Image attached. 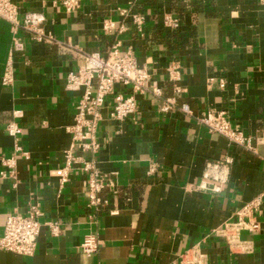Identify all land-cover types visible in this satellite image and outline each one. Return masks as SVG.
<instances>
[{"label": "crops", "instance_id": "1", "mask_svg": "<svg viewBox=\"0 0 264 264\" xmlns=\"http://www.w3.org/2000/svg\"><path fill=\"white\" fill-rule=\"evenodd\" d=\"M12 1L20 20L42 13L51 39L38 43L20 30L24 49L14 58L16 80L5 87L13 30L0 22V238L8 216L26 215L35 203L42 211L33 256L0 250V264H182L197 245L208 264H264V198L257 213L261 231L240 236L253 244V253H231L223 231L244 205L264 196V143L258 141L264 133V0H83L71 14L53 0ZM120 9L142 14V31ZM168 14L180 20L181 36L164 28ZM107 20L116 25L111 33L103 29ZM118 42L134 51L162 96L135 95L138 111L122 123L110 120L109 112L115 95H132L131 88L117 87L107 98L97 133L100 151L75 152L94 161L110 184L100 194L107 205L94 208L88 174L79 166L62 181L69 128L85 92L68 88L67 77L83 65L82 54L107 56ZM174 64L178 83L168 77ZM176 86L183 92L176 93ZM167 99L177 107L163 113ZM183 104L194 117L182 113ZM209 111L227 112L233 129L251 138L252 149L211 134L197 121ZM12 122L22 129L18 144L27 157L16 153L17 141L6 131ZM12 158L13 170L1 164ZM226 158L234 164L223 192L198 190L207 162ZM3 171L15 177L2 178ZM50 223H58L59 236ZM91 235L99 249L87 256L81 246Z\"/></svg>", "mask_w": 264, "mask_h": 264}, {"label": "built area", "instance_id": "2", "mask_svg": "<svg viewBox=\"0 0 264 264\" xmlns=\"http://www.w3.org/2000/svg\"><path fill=\"white\" fill-rule=\"evenodd\" d=\"M83 0H53V5L71 14L78 10ZM121 16L130 18L139 31H142L145 18L142 14H132L128 9L119 10ZM4 21L12 26L13 39L9 56L5 64L2 77V84L5 87L14 85L16 76L14 68L15 55L24 49V43L19 35L23 30L33 36V39L41 43L48 36L44 32L46 18L42 13H26L22 20L19 19V9L12 0H0V22ZM164 28L173 31L180 28V20L168 14L164 19ZM103 29L111 33L116 29L114 22L107 20L104 22ZM51 39V38H48ZM121 43H117L107 56L100 54H82L83 65L77 72H71L67 77V86L70 89L77 90L84 88L85 92L76 106L74 124L69 128L72 136V142L65 151V167L63 169L62 181H66L68 172L75 166L88 174L87 197L90 207L99 208L107 205L100 194L111 188L101 170L94 161H85L82 157L75 156L76 151L82 153H91L96 155L101 145L98 142V128L103 120L102 110L109 96L115 94L117 87H129L133 94L125 96L117 94L114 97V106L109 112V119L114 122L122 123L127 118L134 116L138 111V101L135 95H144L151 93L159 98L162 96L160 86L155 82L145 67L139 66L134 51L131 48L121 49ZM170 82L178 83L181 80L179 66L172 65L168 70ZM220 87L225 88V83L220 80ZM176 93L183 92L179 86L175 87ZM177 107L174 99H167L161 107V112L169 113ZM181 111L184 115L194 117L193 110L188 104L181 105ZM15 118L19 116L14 114ZM204 125L211 134H216L226 138L230 144L252 149V140L240 131L233 129L228 118L227 112L209 111L197 119ZM9 136L16 139V153L27 157V153L22 152L18 144L19 136L22 134L21 127L12 122L6 129ZM260 143H264V133L258 138ZM1 164L4 167L13 170L16 165L15 158L2 159ZM234 164L232 158H226L224 161L207 162L198 185V190L211 195H219L223 192L224 186L229 182L231 169ZM12 171L10 174L1 172L2 178L8 175L15 177ZM263 195L257 196L252 201L244 205L236 214V221L227 223L224 226V238L228 244L229 250L233 254H251L254 246L251 242L241 240L243 232L255 234L262 229L258 221L257 213L263 205ZM42 211L39 204H31L26 215L12 214L8 216L3 236L0 238V250L11 252L19 256H33L37 248V241L41 230L40 218ZM50 228L54 236H59L60 229L58 223H50ZM83 253L92 256L99 249V240L95 236H87L81 246ZM182 264H208L207 256L202 252L200 245L193 247L182 257Z\"/></svg>", "mask_w": 264, "mask_h": 264}, {"label": "trees", "instance_id": "3", "mask_svg": "<svg viewBox=\"0 0 264 264\" xmlns=\"http://www.w3.org/2000/svg\"><path fill=\"white\" fill-rule=\"evenodd\" d=\"M177 30H178V29L171 31V32L175 33V34H174L175 37H179V35H180V33H177V32H178ZM180 36H181V35H180ZM183 42H184V41L180 42V44L183 43Z\"/></svg>", "mask_w": 264, "mask_h": 264}]
</instances>
